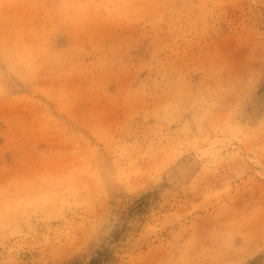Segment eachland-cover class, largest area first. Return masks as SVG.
<instances>
[{
	"label": "rangeland",
	"instance_id": "obj_1",
	"mask_svg": "<svg viewBox=\"0 0 264 264\" xmlns=\"http://www.w3.org/2000/svg\"><path fill=\"white\" fill-rule=\"evenodd\" d=\"M205 263L264 264V0H0V264Z\"/></svg>",
	"mask_w": 264,
	"mask_h": 264
},
{
	"label": "bare ground",
	"instance_id": "obj_2",
	"mask_svg": "<svg viewBox=\"0 0 264 264\" xmlns=\"http://www.w3.org/2000/svg\"><path fill=\"white\" fill-rule=\"evenodd\" d=\"M205 225V224H204ZM205 228V227H204ZM203 229V228H202ZM205 264H207V263H205Z\"/></svg>",
	"mask_w": 264,
	"mask_h": 264
}]
</instances>
